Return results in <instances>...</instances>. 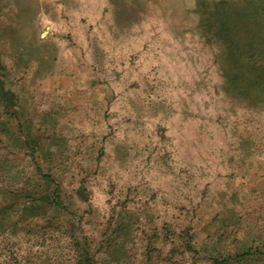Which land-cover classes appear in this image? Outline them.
<instances>
[{"label":"rangeland","instance_id":"374dc122","mask_svg":"<svg viewBox=\"0 0 264 264\" xmlns=\"http://www.w3.org/2000/svg\"><path fill=\"white\" fill-rule=\"evenodd\" d=\"M211 26L0 46V264H264V45Z\"/></svg>","mask_w":264,"mask_h":264},{"label":"crops","instance_id":"0c3cea01","mask_svg":"<svg viewBox=\"0 0 264 264\" xmlns=\"http://www.w3.org/2000/svg\"><path fill=\"white\" fill-rule=\"evenodd\" d=\"M96 1L92 13L85 19V0H74L79 7L70 11L65 6L67 0L54 1L58 7L46 5L52 3L47 0H0V46H94L99 38L108 41L110 46H132L135 34H140L138 41L142 46L152 35L157 37L155 30L165 35L166 26H171L174 34L200 29L203 16L213 15L216 4L228 0H145L148 4L145 11L133 9V2L137 0H114L113 7L107 12L101 11V0ZM154 4L156 11L148 9ZM192 18L197 19L194 25L190 22ZM122 27L133 29L132 33L122 31ZM142 29L145 32L141 33ZM162 39L159 42L162 43ZM54 40L60 44H55ZM37 130L48 132L45 125H38ZM38 135L39 139L46 137L57 146L62 140V135L54 132L53 135ZM221 242L201 249V252L206 251L209 264H218L216 260L224 258L228 264L247 263L245 259L250 256L251 247L232 254Z\"/></svg>","mask_w":264,"mask_h":264},{"label":"trees","instance_id":"16d2710c","mask_svg":"<svg viewBox=\"0 0 264 264\" xmlns=\"http://www.w3.org/2000/svg\"><path fill=\"white\" fill-rule=\"evenodd\" d=\"M214 12L213 15L203 16L201 20L202 26L212 25L211 28L216 29L207 39L220 36L224 44L230 45L232 36H244L243 41L254 46L255 53L259 51L257 46L264 45V0H228L216 4ZM253 55L248 54L246 57ZM216 263L228 264L226 258L217 259Z\"/></svg>","mask_w":264,"mask_h":264}]
</instances>
